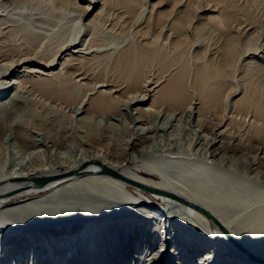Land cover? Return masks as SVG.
I'll return each mask as SVG.
<instances>
[{
  "label": "bare ground",
  "instance_id": "bare-ground-1",
  "mask_svg": "<svg viewBox=\"0 0 264 264\" xmlns=\"http://www.w3.org/2000/svg\"><path fill=\"white\" fill-rule=\"evenodd\" d=\"M187 2L0 0V253L11 242L26 260L45 239V264H264V145L247 146L264 135L263 28ZM129 25L117 50L99 40ZM115 53L118 76L89 67ZM233 114L256 123L246 136ZM148 194L195 230L157 216Z\"/></svg>",
  "mask_w": 264,
  "mask_h": 264
},
{
  "label": "rangeland",
  "instance_id": "rangeland-1",
  "mask_svg": "<svg viewBox=\"0 0 264 264\" xmlns=\"http://www.w3.org/2000/svg\"><path fill=\"white\" fill-rule=\"evenodd\" d=\"M202 6H206V4L207 5H209V4H211V5H213V6H218L219 8V10H220V12L219 13H217L216 15H218L219 16V21H224L225 20V18H226V15L227 16H229V20H228V26H229V28H237V27H240V26H244V25H246V24H251L252 23V25H253V27H252V29H251V31H253V33H255V30H261L262 28V32L261 31H259V32H261V34L263 35L264 34V0H197ZM188 2H189V0H188ZM187 2V3H188ZM74 5H75V3H74ZM74 5H73V7H74ZM72 8V7H71ZM232 23V24H231ZM237 24V25H236ZM238 24H240V25H238ZM128 28V29H127ZM133 29H134V27H132ZM131 28V26L129 25L128 27H126L125 28V32H122V33H120L121 34V36H120V34H118V33H116V31L114 32V31H112L111 33H109V31H108V34H107V32H105L106 34H104V32H102V31H100L99 32V40H101L102 42H104V43H106L107 45H109L108 46V48L110 47V49H109V51H112V50H117V42L120 40V41H123L125 38V35L126 34H132L133 33V29ZM257 28V29H256ZM189 31H191V29L190 30H188V34L190 35V36H188L189 37V41H190V45L191 44H193V40H194V34H190L189 33ZM103 33V34H102ZM31 33H30V31L28 32H21V31H19V32H17V34H16V39H18L23 45H26V46H36V45H39V41H37V39L38 40H40L41 39V36H42V34H41V36H39V37H34L33 35H30ZM239 34V35H238ZM237 34V36H238V40H239V46H240V44H242L241 46H243L244 47V43H245V41H246V38H245V36L243 37L240 33H238ZM260 34V35H261ZM116 35H119V36H116ZM242 36V38H241V36ZM212 35H207V36H204L203 37V42H204V45L205 46H208V44H210L211 43V45H214L216 42H217V38L215 37V36H212ZM193 37V38H192ZM256 37H258V35L256 36ZM261 37V36H260ZM101 38V39H100ZM124 38V39H123ZM130 38V37H129ZM129 38L127 37V39H128V42H129ZM126 39V40H127ZM124 41V42H122L121 43V45H126L128 42L127 41ZM191 40H192V42H191ZM216 40V41H215ZM254 40H256L255 38H254ZM127 42V43H126ZM210 42V43H209ZM212 42H213V44H212ZM254 42V41H253ZM252 42V45L251 46H253L254 45V43ZM109 43H111V44H109ZM260 43H261V41H260ZM114 45H115V48H114ZM113 46V47H112ZM204 46V47H205ZM240 46V48H242L243 49V47H241ZM212 47V46H211ZM116 53L115 54H113V59L112 60H110L111 58H107V57H104V56H101L100 58H98L96 61H92L93 62V64H91L89 67L90 68H96V70L98 71V72H96V73H99V74H103L104 72H109L110 71V74L112 73V76H118V72L115 70V68H113V65H115L114 63H115V58H116ZM110 60V61H109ZM109 67V68H108ZM155 71V70H154ZM114 74H116V75H114ZM9 81V83H12L13 82V80H12V78L11 79H9L8 80ZM222 111V110H221ZM221 111H215L214 113H216V116H218V118H221L222 117V113H221ZM133 112V111H132ZM205 115V114H204ZM233 115H235V114H233ZM206 116V115H205ZM239 117V118H238ZM244 117L243 116H239V115H235L234 116V120L236 121V124H237V127L239 128V131H237L238 130V128H236L235 129V131H237L238 133H240V134H242V135H245L246 136V134H243V133H245L248 129H250L251 130V128L252 127H254V125L253 124H255L256 125V123H252V126H251V124L249 123V125H248V120H245V119H243ZM238 119H240V120H238ZM241 119H243V120H241ZM242 121V122H241ZM244 121V122H243ZM185 124V123H184ZM185 125H189V124H185ZM240 126V127H239ZM193 127V126H192ZM189 127L187 130H186V132H182V133H184L185 135H187L188 137H192V136H195L194 135V129H195V127ZM245 130H244V129ZM243 129V130H242ZM241 130V131H240ZM250 133H251V131H250ZM253 140V141H252ZM259 140V141H258ZM250 145H247L248 147H249V149L251 148L252 149V151H257L256 150V145H259V142L261 143L262 142V145H264V135H263V138H262V141H260V139H258V138H254V137H252L251 139H250ZM255 142V143H254ZM256 142H258V143H256ZM149 147H147V148H152V150H155V151H162V149L164 148V145H163V142H161V140H153L152 142H150L149 144ZM123 147V146H122ZM122 147H117V151H118V153L119 154H121L122 156H124V154H125V151L123 150V148ZM260 151V150H259ZM259 151L257 152L258 154H259ZM220 158H218V160H219ZM221 160V159H220ZM238 168H240L239 166H238ZM255 171H253V170H251V171H249V175L250 176H252V178H254V179H256L255 178V176H256V174H255V176H254V173ZM148 173V172H147ZM256 173V172H255ZM156 174H151V176H154L155 178H158V176L156 175ZM254 176V177H253ZM148 196L149 197H145L146 199H145V201L146 202H150V204H151V201H152V204L154 205V206H156V207H158L159 209H154L153 211L154 212H156V214H157V216H159V217H165V216H169V219H173V220H176L177 222H179V223H184L185 224V226H187L188 228H190V229H192V230H195V228H193V227H191L190 226V224H188L187 222H189V220H187L186 219V214H183L180 210H179V208H177V207H171V206H167V205H164L163 203H162V200H159L158 198H154L151 194H148ZM158 199V200H157ZM152 210V209H151ZM157 210V211H156ZM158 210H159V212H158ZM179 210V211H178ZM164 214V215H163ZM161 215V216H160ZM163 215V216H162ZM163 217V218H164ZM168 219V220H169ZM152 221H154V223H158L159 221L157 220L156 221V219H153ZM187 221V222H186ZM23 226L24 225H21V226H19V227H17L16 226V229H12V230H10L11 232L12 231H18V232H20V233H25V232H28L27 231V228H25V226H24V228H23ZM22 228V229H21ZM19 229V230H18ZM29 229V228H28ZM40 239H30L29 241H30V243H31V248L29 249V254L27 253V255H28V258L25 260H23L22 259V253L20 252L21 251V249L19 248V247H17V248H19V249H15L14 247H12L13 246V244L14 243H9V244H7V245H5L4 244V242H1V245H5L4 247H5V249H4V252L3 253H0V255H1V257H3V254H4V256L6 257V259H8V261H6L7 262V264H45V263H43V262H40V260H41V255L40 254H42V251L44 250H41V251H39V245H40V242H42V243H44L45 244V246H47L48 247V249H49V252H50V255H51V258H53V260L55 259V253L53 252V249H52V244L50 245L49 244V241H47V240H42V241H39ZM24 243V242H23ZM86 243V244H85ZM63 244H65V245H63V246H67V250H66V253H68V254H74L75 255V257H82L81 259H80V261L81 260H83V258H85L83 255H78L77 254V247H76V245L72 242V240H70L69 239V241H68V243H66L65 241L63 242ZM94 245H95V247H96V243H92V245H91V249L92 248H94ZM10 246V247H9ZM83 246H84V248H86V246H87V242L85 241L84 242V244H83ZM74 248V249H73ZM10 249V250H9ZM32 249V250H31ZM6 251V252H5ZM15 251V252H14ZM9 252V253H8ZM74 252V253H73ZM166 252V248H165V251H163V253H165ZM15 253V254H14ZM22 255H21V254ZM14 254V255H13ZM238 254V256H236V257H242V255L241 254H239V253H237ZM38 255V256H37ZM39 260V261H38ZM110 260V259H109ZM12 261V262H11ZM31 261V262H30ZM35 261V262H34ZM55 261V260H54ZM170 261H172L171 260V258L169 259V262ZM64 263H66V261H64ZM4 264V263H3Z\"/></svg>",
  "mask_w": 264,
  "mask_h": 264
},
{
  "label": "water",
  "instance_id": "water-1",
  "mask_svg": "<svg viewBox=\"0 0 264 264\" xmlns=\"http://www.w3.org/2000/svg\"><path fill=\"white\" fill-rule=\"evenodd\" d=\"M103 171L104 172H107V173H110V174H116L115 172H113V171H110V170H108V169H106V168H103ZM116 175H118V174H116ZM50 178L49 177H44V178H42V179H40V180H38L37 181V183H36V186H42V185H45V183H47L48 182V180H49ZM132 183H134V184H137L135 181H131ZM137 185H139V184H137ZM139 186H141V187H143V188H145V189H148V190H150V191H155L152 187H150V186H145V185H139ZM213 219V218H212ZM214 221H216L217 222V224H218V226L220 227V228H224L221 224H220V222L217 220V219H214ZM226 232V234H227V231H225ZM260 262V261H259Z\"/></svg>",
  "mask_w": 264,
  "mask_h": 264
}]
</instances>
